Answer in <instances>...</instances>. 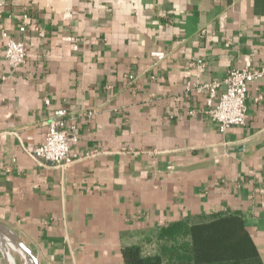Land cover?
Segmentation results:
<instances>
[{"label": "crops", "instance_id": "1", "mask_svg": "<svg viewBox=\"0 0 264 264\" xmlns=\"http://www.w3.org/2000/svg\"><path fill=\"white\" fill-rule=\"evenodd\" d=\"M2 2L0 33L21 38L27 14V55L10 67L0 34V222L38 264H124L215 212L241 216L264 264V71L224 132L186 89L264 69V0ZM59 108L77 137L63 166L29 153Z\"/></svg>", "mask_w": 264, "mask_h": 264}, {"label": "trees", "instance_id": "2", "mask_svg": "<svg viewBox=\"0 0 264 264\" xmlns=\"http://www.w3.org/2000/svg\"><path fill=\"white\" fill-rule=\"evenodd\" d=\"M124 264H263L234 212H215L174 222L145 252L139 245L122 248Z\"/></svg>", "mask_w": 264, "mask_h": 264}, {"label": "built area", "instance_id": "3", "mask_svg": "<svg viewBox=\"0 0 264 264\" xmlns=\"http://www.w3.org/2000/svg\"><path fill=\"white\" fill-rule=\"evenodd\" d=\"M3 2L0 0V7ZM27 14H22V22L18 29L21 38L15 39L5 31H1V36L4 38L3 55L5 61L14 68L26 59L25 40V19ZM156 56H161V52L152 53ZM262 68H231L228 69L225 75L220 80H212L210 82L196 84L190 86L186 84V89L196 91L206 90L208 97L206 99L207 108L201 109L202 112L208 115L209 119L214 122L221 132L226 131L229 126L243 125L247 118L246 96L248 85L263 73ZM222 89L219 91V88ZM216 101L213 102V99ZM44 105H48V97H42ZM66 111L63 108L53 110L44 123L47 130L44 134L41 144L34 147L29 153L36 159L44 162H49L55 166H63L71 163L76 159V155L70 151L71 143L77 140L74 133V125H68L65 121ZM91 114V112H87Z\"/></svg>", "mask_w": 264, "mask_h": 264}, {"label": "bare ground", "instance_id": "4", "mask_svg": "<svg viewBox=\"0 0 264 264\" xmlns=\"http://www.w3.org/2000/svg\"><path fill=\"white\" fill-rule=\"evenodd\" d=\"M8 228L0 224V251L5 264H34L30 255L13 241L15 233Z\"/></svg>", "mask_w": 264, "mask_h": 264}, {"label": "water", "instance_id": "5", "mask_svg": "<svg viewBox=\"0 0 264 264\" xmlns=\"http://www.w3.org/2000/svg\"><path fill=\"white\" fill-rule=\"evenodd\" d=\"M1 224V223H0ZM2 225V224H1ZM4 226V225H3ZM5 227V226H4ZM13 241L20 246L21 248H23L32 258L33 263L34 264H38L37 262V257L34 254V252L15 234V236L13 237Z\"/></svg>", "mask_w": 264, "mask_h": 264}, {"label": "rangeland", "instance_id": "6", "mask_svg": "<svg viewBox=\"0 0 264 264\" xmlns=\"http://www.w3.org/2000/svg\"><path fill=\"white\" fill-rule=\"evenodd\" d=\"M1 223V222H0ZM2 225H4L6 228H8V229H10V230H12L20 239H22L21 238V236L17 233V232H15L10 226H8V225H5V224H3V223H1ZM32 259V258H31ZM0 261H1V264H5V259H4V256H3V254L1 253V251H0Z\"/></svg>", "mask_w": 264, "mask_h": 264}]
</instances>
